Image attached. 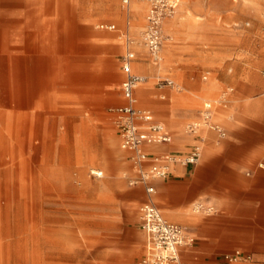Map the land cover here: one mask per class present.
<instances>
[{
    "label": "rangeland",
    "instance_id": "obj_1",
    "mask_svg": "<svg viewBox=\"0 0 264 264\" xmlns=\"http://www.w3.org/2000/svg\"><path fill=\"white\" fill-rule=\"evenodd\" d=\"M102 20L118 29H97ZM86 29L91 32L86 40L64 43L57 51L24 52L30 60L11 68L13 81H6L9 72L0 67V264H131L144 253L138 208L147 200L145 188L129 184L128 152L118 156L109 143L114 137L120 146L110 107L123 102L125 25L101 19ZM163 31V59L172 65L175 55L182 77L169 72L160 77L171 76L180 88L174 91L199 98V118L211 103L214 116L230 122L214 121L224 137L205 126L200 139L212 137L215 150L205 158L204 147L194 174L197 183L208 184L205 200L225 196L230 209L222 213L202 200L200 213L210 221L229 219L242 237L232 250L264 253V190L258 177L264 158L250 156L263 143L247 141L264 126V0H180ZM32 34L27 45L35 47L40 38ZM95 34L105 38L95 40ZM79 44H86V51ZM158 78H148L152 109V102L162 101ZM204 84L212 90L204 93ZM145 86L138 87L142 94ZM138 96L147 124L163 122L161 113L142 108L146 103ZM246 100L261 102L262 114H245ZM231 164L240 172L233 185L220 186L216 178L200 181L206 165L219 168L212 172L217 175L231 171ZM153 199L159 204L157 194ZM210 207L215 209L208 212Z\"/></svg>",
    "mask_w": 264,
    "mask_h": 264
},
{
    "label": "crops",
    "instance_id": "obj_2",
    "mask_svg": "<svg viewBox=\"0 0 264 264\" xmlns=\"http://www.w3.org/2000/svg\"><path fill=\"white\" fill-rule=\"evenodd\" d=\"M149 7L150 5L147 0H130L128 4H125L123 0H0V67L7 68L6 71L9 72L8 75L6 74V77H8L6 81H13L10 78V70L11 68L14 70L16 63L21 65L23 63L22 61L25 59L30 60L27 57H24V52L42 50L57 51L60 49V45L64 43L73 42L76 39L86 40V36L91 35V32L86 29V25H93L101 19L118 21L120 24L125 25L127 36L131 35L135 38L136 44L133 49L138 56L137 60L133 63V71L135 73L146 75L150 79L158 75H167L165 73L169 72L173 77L181 79L182 72L178 69L175 55L174 64L170 65L169 62L166 63L163 59L162 62L164 63V68L161 67V65L154 66L149 62L148 53L141 44L139 33L146 25V15ZM100 23L115 24L117 27L116 30L118 29L116 23L102 20L96 26L99 30H102L98 28ZM30 27H34L35 30H29L28 32V28ZM31 32L38 34L40 38L39 45L35 47L27 45V36L29 34L31 35ZM94 36L99 37L95 40H103L105 38L99 34H95ZM119 44H123V42L120 41ZM124 46L125 50H127L128 46L126 42H124ZM78 47L86 51V44H79ZM166 52L167 51L165 50V53ZM122 55L120 56V60ZM171 67H174L175 71L171 70ZM174 72H177L178 74L176 75ZM168 77L172 78L171 76ZM122 82L120 85L121 90ZM143 84H147V86L143 88V94L140 93V88L136 89L135 96L137 102L139 103L140 99L138 93H140L142 99H144V102L146 103V106H143L142 108L161 113L163 116V122L158 123L164 124L168 133L172 136V141L170 143L145 144L144 149L150 158L168 153L184 155L187 154L197 143L202 146V156L204 147L208 149L204 155L205 158L214 152L215 144L212 137H210L209 140L206 138L205 141L201 140L200 137L201 135H204L203 133H206L205 126L210 127L217 125L221 127L219 123L216 124L214 121L220 120L224 122V124H230L223 115L216 117L213 114L209 121L199 118L196 114L199 105V98L177 93L174 91V88L170 87H162L163 89L159 94L162 101L152 102L154 105V107L152 106V109L148 106L150 105L149 103H151L150 94L152 93L151 86L153 82L147 81ZM143 84H140L139 86ZM211 87L212 84H204L202 85V91L204 93L210 92L212 90ZM121 96L123 102L112 105L110 108L126 104V100L122 93ZM261 108V102L255 100H246L244 103V113L250 116L261 115ZM192 120H194L193 123L196 124L194 130L188 128V122ZM172 122L179 127L176 128L177 131L173 130L171 125ZM139 125L142 129H146L148 126L147 118L139 120ZM260 129V136L253 135L247 137V141L250 142L249 144H254L255 142L260 141L263 143L261 147H257V149L252 151L250 156L255 159L264 158V126ZM173 136H176L177 138L179 137V141L176 140L177 142H174ZM119 139L120 146H117V140L114 139V137H110L109 143L115 147L116 154L122 156V152L125 150L121 146V137H119ZM128 158L130 159L129 152ZM225 163H229V161H225ZM261 164L262 165L259 164L260 169L258 171L259 186L264 190V168L261 167L264 163ZM196 166L173 164L171 166V173L167 178L154 181L156 189L154 194L158 195L160 199L159 204L153 199V194L148 195L144 189L145 194L147 195V200L143 201L139 206V214L140 208L144 204L153 202L167 219L187 226L194 235L195 242L193 245L181 247L180 251L182 258L192 264H264V253L255 254L254 252L240 247L232 250L233 246L240 243L242 237L240 234L232 230L229 219L224 216L225 219L210 221L206 220L200 213V207L203 203L201 202L202 200L206 202H214L222 213H225L230 209V203L225 196L215 194L211 199L205 200L208 198V191L210 189L207 186L208 184L203 185L202 182L197 183V179L194 177ZM214 167L206 165L199 174L200 181L203 178L209 181L216 178L218 179L217 183L220 186L226 184L233 185L238 176H240V172L236 169L237 165L231 164V171H228L227 173L225 172V174L218 173L217 175L212 174V172H218L220 169H213ZM135 176L136 171L132 165L130 178ZM133 187L140 188L143 186ZM206 193L207 195H205ZM138 227L143 231L140 226V218ZM143 233L145 235L144 231ZM235 250H242L243 252L252 254L256 262L230 263L225 260V255L232 253ZM145 252L146 235L142 257ZM256 256L258 257L257 259L262 262L258 261ZM141 258L131 264H137ZM117 261V259L113 260V262L116 263Z\"/></svg>",
    "mask_w": 264,
    "mask_h": 264
},
{
    "label": "built area",
    "instance_id": "obj_3",
    "mask_svg": "<svg viewBox=\"0 0 264 264\" xmlns=\"http://www.w3.org/2000/svg\"><path fill=\"white\" fill-rule=\"evenodd\" d=\"M130 0H123L128 4ZM150 7L146 15V25L141 38L142 45L148 53L149 62L159 66L161 62V50L165 39L163 27L167 18L171 17L180 0H147ZM98 28L102 30H116L115 24L100 23ZM127 50L121 57V68L125 74L122 82V94L126 104L112 107L110 111L117 117V127L121 137V146L129 152L130 159L136 171V176L130 178L131 186H143L148 195L156 192L154 181L165 179L171 173L173 164L182 166H196L202 158V146L197 143L184 155L161 154L150 158L145 151V144L170 143L172 136L162 123H152L146 129H142L139 120L143 119L146 111L137 106L135 96L136 89L140 84L148 81V77L133 71V63L138 56L133 49L136 40L126 36ZM157 85L175 88V81L168 77L158 75ZM213 106L208 104L204 107L202 117L209 121L213 114ZM217 130L221 137L225 131L217 126H210ZM102 176L103 172L96 174ZM202 208V206H201ZM200 208V209H201ZM208 208V212L214 210ZM140 226L146 235V252L137 264H192L181 256V247L193 245L195 237L189 228L183 224L167 219L161 210L153 202H148L140 208ZM225 260L230 263H254V256L242 250H235L225 255Z\"/></svg>",
    "mask_w": 264,
    "mask_h": 264
},
{
    "label": "bare ground",
    "instance_id": "obj_4",
    "mask_svg": "<svg viewBox=\"0 0 264 264\" xmlns=\"http://www.w3.org/2000/svg\"><path fill=\"white\" fill-rule=\"evenodd\" d=\"M171 17H173V15L171 16ZM167 19H169V18H167ZM166 21V20H165ZM165 23V22H164ZM145 28V27H144ZM144 28L140 31V33H139V39H141L142 38V36H143V30H144ZM141 44H142V42H141ZM161 57H162V59H161V62H160V64L159 65H161V63H162V61H163V54H162V52H161ZM161 76V75H160ZM175 81V80H174ZM176 83V82H175ZM174 89H180L178 86H177V84H176V87L174 88ZM141 93V92H140ZM142 94V93H141ZM208 104H211V103H207V104H205V106H207ZM212 105V104H211ZM204 106V107H205ZM218 107V106H217ZM145 111V110H144ZM212 116H213V114H212ZM211 116V117H212ZM210 117V118H211ZM144 118H147L146 117V115L144 116ZM201 119H204V120H207L206 119V117H202ZM219 120V119H218ZM220 121V120H219ZM190 130H194L195 128H196V124H194V123H190L189 124V127H188ZM99 172H101V171H93V173H95V174H98ZM201 208V207H200Z\"/></svg>",
    "mask_w": 264,
    "mask_h": 264
}]
</instances>
